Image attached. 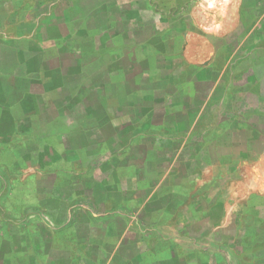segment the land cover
<instances>
[{
	"label": "crops",
	"instance_id": "crops-1",
	"mask_svg": "<svg viewBox=\"0 0 264 264\" xmlns=\"http://www.w3.org/2000/svg\"><path fill=\"white\" fill-rule=\"evenodd\" d=\"M106 1L0 0V167L38 215L9 239L28 264H217L214 193L246 162L262 179L264 25L203 24L189 55Z\"/></svg>",
	"mask_w": 264,
	"mask_h": 264
},
{
	"label": "rangeland",
	"instance_id": "rangeland-1",
	"mask_svg": "<svg viewBox=\"0 0 264 264\" xmlns=\"http://www.w3.org/2000/svg\"><path fill=\"white\" fill-rule=\"evenodd\" d=\"M106 2L107 5L110 3L111 7L118 9L119 21L124 19L125 22L127 19L128 26H135L137 31L134 35L135 39L155 36L160 41L164 40L167 51L177 50L181 46L185 54L189 55L204 54L205 45L201 39H205L210 33L202 31L203 24L225 23L232 27L236 26L231 32V40L243 39L255 25H264V0H223L222 7L229 9V16L219 19L216 15L207 14L203 9L220 5L222 0H108ZM99 19L100 17L95 15L91 18V23L94 24ZM220 35L221 33L218 32L216 37L220 39ZM8 130L13 133L22 132V135L27 131L23 128ZM4 135V131L0 130V137ZM262 164V179L256 174L254 167L246 162L245 167L240 170L236 167L230 169V176L227 177L229 182L224 185L225 190L214 193L215 201L230 203L229 221L224 225L215 224V233H220V237L215 234L214 243L215 250L220 252L215 255L217 264H222L223 260L224 264H264V191H258L261 186L264 189V160ZM27 178V175L11 176L5 168L0 167V264L29 263L30 258L22 254L23 251H17L13 247V241L9 239L10 233L18 231V234L24 235L34 226L25 218H28L29 211H33L36 215L37 211L27 210L20 204L22 197L19 183ZM225 211V208H215L214 216ZM239 253L246 261L238 256Z\"/></svg>",
	"mask_w": 264,
	"mask_h": 264
}]
</instances>
